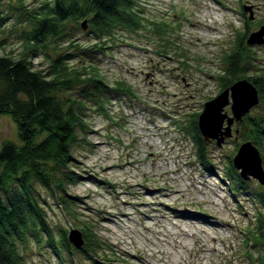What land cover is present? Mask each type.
Masks as SVG:
<instances>
[{
    "label": "rangeland",
    "instance_id": "obj_1",
    "mask_svg": "<svg viewBox=\"0 0 264 264\" xmlns=\"http://www.w3.org/2000/svg\"><path fill=\"white\" fill-rule=\"evenodd\" d=\"M43 1L26 0V5L35 8ZM18 5L16 0H0L7 18L0 26V56L16 57L23 48L21 36L28 28L15 24L14 13L8 11ZM139 5L148 19L175 29L169 34L170 44L158 48L156 38L148 32L109 45L96 56L97 68L110 86L126 82L137 98H112L108 113L89 112V133L86 137L81 134V142L73 150V168L81 180L68 189L76 196L80 221L67 217L57 202L45 196L54 226L69 232L80 229L75 225L88 222L109 250L103 249L102 255L91 261L83 254L64 252L63 262L44 247L31 245L27 264H187L184 256L179 258L184 250L174 247L182 241L181 233H173L176 223L181 230L185 222H190L174 219V213L188 207L196 214L213 217L221 225L215 233L223 238L219 242L216 235H211V242L196 228L191 229L199 233L203 244L214 245L220 253L201 255L194 248L190 251L196 256L192 264H263L264 245L251 240L256 235V216L264 213L258 197L264 187L256 179L244 180L250 192H233V185L225 177L228 159L233 162L242 145L245 119L235 122L232 138L221 147L215 141L206 142L207 168L201 166L186 128L193 114L201 115L205 104L224 92L218 77L225 72L227 57L236 50L239 36L247 33L249 38L260 31L264 0H139ZM244 7L252 9L253 21L243 14ZM78 37L83 44L92 40ZM244 44L252 50L257 67H250L248 75L261 73L264 46L248 45L247 39ZM78 63L74 60L70 65ZM34 64L40 69L48 67L43 59H35ZM259 108L260 104L244 118L253 116ZM225 112L231 116V104ZM5 141L19 143V138L16 123L2 115L0 149ZM258 151L264 162V148ZM177 190L182 191L183 198L173 195ZM204 193L220 199L217 211L213 203L200 200ZM157 197L164 202L159 203ZM188 245L191 247V243Z\"/></svg>",
    "mask_w": 264,
    "mask_h": 264
},
{
    "label": "trees",
    "instance_id": "obj_2",
    "mask_svg": "<svg viewBox=\"0 0 264 264\" xmlns=\"http://www.w3.org/2000/svg\"><path fill=\"white\" fill-rule=\"evenodd\" d=\"M16 1L19 5L10 6L8 11L14 13L15 24L25 25L28 30L22 33L23 48L18 56H0V116L13 119L19 138V143L5 141L0 149V264H27L31 245L44 247L63 262L64 252L83 254L91 261L102 255L103 249L109 250L106 244L92 225L84 222L75 225L85 241L83 249L77 251L69 242L70 231L52 224L45 196L57 202L67 217L80 221L76 196L70 195L68 189L81 180L73 168V150L81 142V134L86 137L89 133V112L108 113L112 98H137L126 82L110 86L97 68L96 56L109 45L148 32L156 38L158 48H167L169 34L175 29L148 19L139 0H44L35 8H28L26 0ZM6 20L0 8V26ZM79 35L92 40L83 44ZM247 36H239L236 50L227 57L228 66L218 81L221 92L242 80L256 88L260 108L253 116L243 118L246 126L241 143L251 142L261 150L264 70L248 75L250 67H257L252 50L244 44ZM35 59H43L48 67L40 69ZM74 60L79 63L70 65ZM199 117L193 114L186 129L201 166L207 168V144L198 127ZM227 163L225 177L233 185V192L249 193V183L241 178L232 158ZM261 193L258 197L264 205ZM255 232L251 241L264 245L262 212L256 216Z\"/></svg>",
    "mask_w": 264,
    "mask_h": 264
},
{
    "label": "water",
    "instance_id": "obj_3",
    "mask_svg": "<svg viewBox=\"0 0 264 264\" xmlns=\"http://www.w3.org/2000/svg\"><path fill=\"white\" fill-rule=\"evenodd\" d=\"M244 13L249 19H254L250 7H244ZM86 23L83 27L86 29ZM248 45H264V27L253 33L247 39ZM259 95L256 88L247 80L235 83L226 89L216 99L205 104L204 110L198 120V127L206 142L215 141L221 147L226 139L232 138V127L240 122L252 108L259 104ZM231 104V116L225 108ZM225 124L227 126H225ZM235 169L240 171L243 180L256 179L264 187L263 160L258 149L251 143H243L233 158ZM76 234V235H75ZM70 244L77 250L83 249L85 241L79 230H71L68 236Z\"/></svg>",
    "mask_w": 264,
    "mask_h": 264
},
{
    "label": "bare ground",
    "instance_id": "obj_4",
    "mask_svg": "<svg viewBox=\"0 0 264 264\" xmlns=\"http://www.w3.org/2000/svg\"><path fill=\"white\" fill-rule=\"evenodd\" d=\"M243 121V120H242ZM240 121V122H242ZM169 155V153H168ZM178 169H176L174 172H176ZM149 193L151 194V191H149ZM173 195L177 197V199L183 198L182 196V191H173L172 192ZM170 195V196H173ZM165 197H168L169 195H164ZM158 202L159 203H163L164 200L161 197H157ZM200 200L202 201H207L210 203H213L212 208L214 209V211H217L216 207V203H218V201L220 199L216 198V196H214L212 193H204L203 196L200 197ZM183 211H179L177 214L174 216V219H184V220H190V222H185L183 225L184 227L181 228V230L178 229L179 225L176 223V228H175V233L173 234H177V233H181V242H178L177 245L175 244L174 247L176 248H180L182 250H184V255H179L180 259H183V256L186 258L187 264H192L193 263V257H196L193 255V253H191L190 251L192 249H196L201 255L202 253L205 252H218V250L215 249L214 245H211L209 247H207V244H203L202 241H200L199 238V233L191 230V229H195L198 230V232L203 233L204 237L207 240H210L211 242H213V238L211 237V235H216L217 240H219V242L223 241L222 237H219V235L217 233H215L217 227H220L221 225H219L218 222L215 221V219L213 217H211L210 215H200V214H196L195 211H193L191 208H185L182 209ZM220 210V209H219ZM131 216H127V221H131L130 218ZM148 219H153L151 216H148ZM197 224V226H195ZM199 224L203 225V226H199ZM192 226V227H190ZM221 234V233H220ZM185 237V238H184ZM191 238L188 239V238ZM185 240V242L183 241ZM190 240V241H188ZM188 243H191V247H189ZM193 243V244H192ZM220 254V253H219Z\"/></svg>",
    "mask_w": 264,
    "mask_h": 264
},
{
    "label": "flooded vegetation",
    "instance_id": "obj_5",
    "mask_svg": "<svg viewBox=\"0 0 264 264\" xmlns=\"http://www.w3.org/2000/svg\"><path fill=\"white\" fill-rule=\"evenodd\" d=\"M254 20V19H253ZM252 20V21H253ZM257 22V21H256ZM259 29H261L262 27H264V18L263 19H261V21L259 22ZM256 31H258V30H256ZM256 31H254V32H256ZM253 33V32H252ZM264 46V45H263Z\"/></svg>",
    "mask_w": 264,
    "mask_h": 264
}]
</instances>
